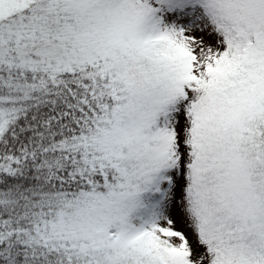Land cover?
<instances>
[{
    "label": "trees",
    "instance_id": "obj_1",
    "mask_svg": "<svg viewBox=\"0 0 264 264\" xmlns=\"http://www.w3.org/2000/svg\"><path fill=\"white\" fill-rule=\"evenodd\" d=\"M134 1L31 0L4 17L0 4V264H110L97 254L111 241L105 225L120 231L121 218L131 224L130 250L139 259L158 263L171 253L150 231L172 188L164 179L182 176L181 168L176 177L174 167L161 168L153 188L126 194L111 147L151 120L159 121L141 139L171 136L189 108L173 100L126 109L118 75L134 64L168 79L193 75L192 48L165 37L159 10L126 16ZM237 49L227 53L232 66L245 53ZM98 208L104 216L89 222Z\"/></svg>",
    "mask_w": 264,
    "mask_h": 264
},
{
    "label": "rangeland",
    "instance_id": "obj_2",
    "mask_svg": "<svg viewBox=\"0 0 264 264\" xmlns=\"http://www.w3.org/2000/svg\"><path fill=\"white\" fill-rule=\"evenodd\" d=\"M23 1L31 0H0L3 17ZM126 8L133 18L159 10L165 37L191 46L194 74L168 79L138 64L120 70L126 109L142 101L160 109L173 100L189 108L174 120L171 136L141 139L159 121L151 120L112 145L122 161L121 187L126 194L145 184L151 189L161 168L174 167V177L181 168L183 175L164 179L172 188L150 231L172 246L167 257L139 259L122 218L120 231L105 225L111 241L100 244L97 257L110 264H264V0H136ZM232 46L245 51L234 66L227 59ZM104 213L94 209L88 221Z\"/></svg>",
    "mask_w": 264,
    "mask_h": 264
}]
</instances>
